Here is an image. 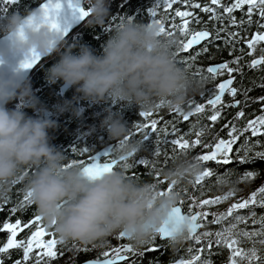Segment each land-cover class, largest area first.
Instances as JSON below:
<instances>
[{"label": "clouds", "instance_id": "9594fccd", "mask_svg": "<svg viewBox=\"0 0 264 264\" xmlns=\"http://www.w3.org/2000/svg\"><path fill=\"white\" fill-rule=\"evenodd\" d=\"M110 0H71V6L87 12L90 27L106 26ZM0 198H6L25 169V191L38 214L65 242L106 243L123 234L135 248L150 243L170 214L178 207L181 194L176 186L195 178L201 171L194 157L178 155L162 175L172 184L161 192L158 183L140 181L127 174L126 164L142 145L128 139L129 125L119 112L105 108L101 126L115 141L113 159L119 163L95 177L79 162L68 163L66 154L52 144L49 129L57 121L47 116L34 94L24 63L34 55L59 59L46 70L49 83L63 81L75 87L76 95L58 105V112L71 110L82 117L84 109L74 101L91 104L124 102L139 110L183 106L200 92L203 82L195 79L177 60V39L161 31L158 23L124 19L114 26L97 55L86 44L69 43L45 21L40 8L8 11L0 18ZM79 48L74 52V48ZM63 49V50H62ZM17 101L14 108L8 104ZM37 115L30 116L24 109ZM99 115V114H97ZM172 248L190 238L187 219L168 225Z\"/></svg>", "mask_w": 264, "mask_h": 264}, {"label": "trees", "instance_id": "16d2710c", "mask_svg": "<svg viewBox=\"0 0 264 264\" xmlns=\"http://www.w3.org/2000/svg\"><path fill=\"white\" fill-rule=\"evenodd\" d=\"M43 0H16L15 4L3 5L0 4V18L8 11L19 10L23 12L25 9H32L36 7ZM234 0H221V3L218 5H212L211 0H191V3H200L202 7L205 5L215 8L216 12L223 15V21L219 20H210L209 17L212 13L202 12L200 9H194L190 6L184 5L182 3H177L173 6L172 9L166 10L162 6H156L155 0H110V19L106 20V26H96L90 27L87 23H83L78 29L74 30L67 38L69 43H78L89 45L94 51L95 54L99 55L102 53V45L107 40L108 34L111 29L119 24L122 20L132 17L133 19L139 22L149 23L151 20V13L149 9L155 8L156 18L164 21V25L167 31L174 32L173 37L177 39L178 46L180 41L186 42L189 37H186L181 34L178 28H173L171 25H180L182 23L181 18L176 17L173 20L175 15V10L180 9L181 11H192L196 16L200 18V22L197 23L195 20L189 24L190 32H195L201 29H208L209 31L214 30V28L227 27L228 31L238 32L239 36L236 38L237 42L235 43V49L233 50L229 46H226L222 40H216L214 43L208 44L207 41L202 42L200 45L194 46L187 53H178V47L175 49V54L177 60L179 61L183 56H189L199 51L201 48L207 45L208 52L202 54L197 62L196 67L206 69L210 64L231 61L236 57H242L240 60V65L243 66L242 74L233 73L232 75L236 76L234 85L238 88L239 94L236 96V99L242 101V104L236 108L225 109L222 112V118L218 120L215 125L207 120V116L212 114L210 108H206L203 114H193L190 116L188 122L182 120L181 114L172 113L171 109L166 106H161L157 108V105L160 102H157V105L149 110H139V107L135 104L129 105L124 102H119L113 104L111 101L106 103L102 102L99 104H91L86 100L74 101V104L81 106L84 111L82 117H76L72 114L71 110L64 111L63 113L58 112L57 108L59 104H62L65 99L71 100L74 95H76L75 87L69 88L67 91L63 92L61 86L63 81H57L56 83H49L46 79V70L56 63L59 59L58 54H52L48 59L43 60L39 65L34 69L30 79L31 87L34 94L39 98L41 104L45 107L46 115L50 118L57 121V127L54 129H49V135L52 137L50 141L52 144L60 148L68 157L67 162L70 163L72 160H80L82 158H87L91 153L105 145L113 143L115 146V141L110 140L108 133L105 128L101 126V120L103 116L106 115L104 111L105 108H111L113 112H119L123 119L128 123L129 130L134 131L133 125H142L144 123L150 122L152 119L158 121V133H154L152 138H149V141H146V148L141 149L137 154L143 156L144 158L151 159L155 161L154 168L152 165L145 166H136L135 169H127V174L131 176V173L135 170L137 175L134 179L140 181H150L157 183L155 179V173L159 172V177L164 183H160L159 186L161 190H166L168 187L167 179L162 175L163 170L169 167L173 160L181 155L177 152L171 150V146L162 145V148L165 150L161 152V155L158 157L151 156V149L155 146L156 140L159 138L163 140L166 133H172L173 125L176 126L178 131L174 135H168V139H173L180 136L184 132H189L192 125H195L194 130H199L202 126H208L209 131H206L202 137L203 143L205 144H214L215 137L219 136L221 138L227 139L228 128H223V125L229 123L230 121L236 125L238 128H243L246 126L247 121L254 119L256 116L262 114V106H264V101L259 100V97H264V87L261 85L264 84V64L256 67L249 68L248 65L253 59L259 57H264V41L257 42L254 49H250L247 41L252 40L255 34H264V27H259L256 23L260 20L261 23H264V19H261L257 11H254L252 14L253 23L248 25L246 23L248 17L246 15L247 5L242 9H234L233 15L236 17L238 23L232 25L229 22L226 13H223V7L230 6ZM6 9V11H5ZM116 20H113L116 18ZM123 17V19H121ZM192 19V18H187ZM243 19L245 24L240 25L239 21ZM2 35V34H0ZM223 36L224 33H221ZM63 50V49H62ZM74 52H78L79 48H74ZM231 51V55L229 54ZM184 68L186 66L180 63ZM235 67V65H230ZM196 67L186 68L189 73L192 75L195 72ZM193 76V75H192ZM203 77H195V79L203 82V87L197 94L191 96L192 98L203 99L200 94L208 88H212L214 85L219 84L220 80L224 77H227L228 74L225 72L224 75H217L215 80L212 79L211 75L206 71L202 73ZM244 89H251L247 93V103H244L246 97L244 95ZM188 99V100H189ZM187 100V101H188ZM225 102H231L232 98L227 94L224 96ZM186 101V102H187ZM17 101H12L8 104L9 108H14ZM184 106V113L186 114L190 109L187 107L186 103ZM243 110L245 115L239 119L234 120L236 113ZM24 111L30 115L35 116L37 113L31 108H25ZM151 112L152 116L144 118L139 115L140 112ZM99 114V115H97ZM231 127V124L229 125ZM223 128V130H222ZM147 131V130H145ZM246 137H250V132L245 133ZM189 141L195 139L194 135H187L185 137ZM141 139V134L137 133L132 140L139 141ZM259 139L262 144H264V136L253 138V142ZM243 138H241V141ZM73 147L77 148V152H72ZM89 148L88 152L81 154L83 148ZM211 149H202L201 147H196L193 150L187 152L186 155L191 157H196L198 154H201L202 151H210ZM264 150V147L261 145H256L254 151ZM185 155V154H184ZM171 157V158H169ZM133 158H130L127 162H132ZM124 163V162H120ZM233 170L231 176L226 177L227 183L220 185L217 182V179L214 177L210 181L205 182L201 187L197 188L193 184L194 178H191L188 182H182L180 185L176 186V190L181 194V200L179 203L183 202L181 205L186 211H205V208L209 210V213H216L219 210L225 212L227 208L239 200L241 197H247L250 192L255 190L261 184H264V161H257L255 164H247L243 167L237 165L229 166ZM254 169L257 172L255 179L251 181H243L240 176L244 171ZM201 170H203L201 168ZM34 169H25V173L22 174V178L18 180L10 194L7 196V202L3 198H0V228H2L3 222L15 223L17 218L22 220V223L28 222L34 214L39 215L36 206L32 203L31 205H22L23 196L26 194L25 191V180L23 175H30ZM226 171L225 168H220L219 173L221 175ZM230 189H237L236 195L230 198L227 201H223L219 204L208 205L203 208L191 207L192 199L190 197L199 199H214L217 196H222L226 194ZM15 208L16 212L12 213L10 210ZM199 209V210H198ZM256 213L258 216L264 215V209L257 208ZM208 221H211L213 217L209 215L207 217ZM42 222H46L42 219ZM251 220H249V229L251 230ZM206 229L202 228L199 231H204ZM207 230L216 231L217 226L213 224H208ZM10 233L7 230L0 232V246L7 241ZM55 236L58 240L60 238L55 233ZM30 237L28 231H19L16 239L18 240H27ZM117 235H113L108 238L106 243L88 244L84 245L78 241H61L58 245V249L63 251V256L56 259L53 263L63 264L62 261H66L65 264H80L84 260L90 257H100V254L103 251L109 249L112 244L117 243ZM115 240V241H114ZM156 244L160 245L158 250L145 252L142 258H138L137 264H172L176 257L190 259L191 257L187 254L186 250L190 247L193 248V255L195 249L200 247L193 243L189 238L182 245L172 248L168 241L164 239H157ZM167 244L165 247L164 245ZM248 245V244H245ZM244 245V246H245ZM257 247H260L257 244ZM141 249V247H140ZM87 250V251H85ZM214 251H218L214 249ZM5 259V264H15V261L20 259L22 260V250H10ZM229 251L222 250L221 254L215 255L212 257L214 264H220L223 261L228 260ZM25 264H33V260L25 262Z\"/></svg>", "mask_w": 264, "mask_h": 264}, {"label": "snow or ice", "instance_id": "6c2138e0", "mask_svg": "<svg viewBox=\"0 0 264 264\" xmlns=\"http://www.w3.org/2000/svg\"><path fill=\"white\" fill-rule=\"evenodd\" d=\"M71 6V0H68ZM16 0H0V4L8 5L15 4ZM177 3H182L184 5L190 6L194 9H200L205 13H212L210 15V20L223 21V15L216 12L215 8L205 5L201 6L200 3H191V0H155L156 6H162L166 10L172 9ZM221 0H211L212 5H218ZM247 5L246 15L248 17L246 23L251 25L253 23L252 14L254 11L258 12L261 19H264V0H234L230 6L223 7V13L227 14L230 24L236 25L238 23L236 17L233 15L234 9H242ZM62 7L61 0H46L44 3H40L39 8L45 12V21L48 25L59 31L60 25L58 22L59 10ZM76 9V8H75ZM80 12L81 16H86L87 12L82 8L76 9ZM6 11V9H5ZM151 17H156L157 13L155 8L149 9ZM179 17L182 23L180 25H171L173 28H178L182 35L189 37L186 42L180 41L178 46V53H187L194 45L200 44L201 41H207L208 44L214 43L216 40H222L226 46H229L233 50L235 49V43L237 42L238 32L228 31V28L220 27L214 28V30L209 31L207 29L190 32L189 24L193 20L199 23L200 18L196 16L192 11H181L180 9L175 10V15L173 20ZM192 19H187V18ZM114 18L113 20H116ZM123 19V17H121ZM132 19V17H128ZM152 22L161 25V31L169 36H173L174 32L167 31L164 25V21L161 19H153ZM259 27H264V23L260 20L256 22ZM240 25L245 24V21L241 19L239 21ZM221 33H224L222 36ZM264 41V34H255L252 40L247 41L250 49H254L257 42ZM264 51V49H262ZM208 52V47L201 48L199 51L195 52L189 56H183L178 62L186 66V68L196 67V62L198 58ZM232 54L231 51L229 53ZM38 55L24 63L23 67L25 69L31 68L38 60ZM242 57H236L231 61H224L218 65L208 66L206 69L196 67L195 72L192 73L193 77H201L203 72H207L211 75L212 79L215 80L217 75H224L225 72L228 74L229 78L223 80L219 84L214 85L212 88L206 89L200 94L203 99L192 98L186 102L187 107L190 109L186 114L184 113V106H178L172 108L171 111L174 114H181L182 120L188 122L190 116L193 114H203L206 108H210L212 114L207 116V120L211 125L222 118V112L225 109L236 108L242 104V101L236 99L239 94L237 87H234V81L236 77L233 73L242 74L243 66L240 65V60ZM264 64V57L260 59H253L248 65L249 68H256ZM230 65H235L232 67ZM264 87V84L261 85ZM251 89H244V95L247 103V93ZM228 95L232 98L231 102H225L224 96ZM264 101V97L258 98ZM164 103L160 102L157 108L163 106ZM264 110V106H262ZM140 116L148 118L153 115L151 112H140ZM245 115L244 111H238L234 120H239ZM231 124V127L229 125ZM158 121L152 119L148 123L142 125H133L134 131L130 132L128 139H133L137 133L141 134V139L139 140L142 145L141 149L146 148V141L153 136L154 133H158L160 129L157 127ZM223 128H228L227 139L221 138L219 136L215 137L214 144L203 143L202 137L206 131H209L208 126H202L199 130H194L195 125H192L189 132H184L180 136L168 139V135H174L178 129L173 125L172 133H167L165 129V137L163 140L159 138L156 140L155 146L151 149V156L158 157L161 152L165 149L162 145L171 146V150L179 154H187L188 151L195 149L196 147H201L202 149H211L210 151H202L194 159L203 169L194 178L193 184L199 188L205 182L210 181L212 178H216L220 185L227 183L226 177L233 174V170L229 167L230 165H237L243 167L247 164H255L258 160L264 161V150L254 151L256 145L262 144L261 140L256 139L253 142V138L264 136V115L256 116L254 119L248 120L246 126L243 128L236 127L231 121L223 125ZM222 128V130H223ZM147 130V131H145ZM250 132V137H246L245 133ZM187 135H194L195 139L189 141L185 137ZM243 138V141H241ZM115 146L110 145L108 149L101 156L96 153L94 156L88 157V162L84 159L72 160V162H79L84 166L85 172L92 177L102 174L105 171L111 170L113 167L117 166L120 162L115 159H109L105 162H101V157H109V154L113 151ZM89 148H83L81 154L88 152ZM72 152H77V148L73 147ZM132 162H127L126 164L129 169H135L136 166L152 165L154 168L155 161L151 159L144 158L137 153L132 156ZM171 158V157H169ZM220 168H225L226 171L223 175L219 173ZM137 171L131 173V177L135 178ZM257 172L254 169L246 170L241 174L240 178L243 181H251L255 179ZM155 179L158 184L164 183L159 177V172L155 173ZM173 185L168 183L166 190H161L159 194H163L164 191H171ZM237 189H230L226 194L222 196H217L214 199H192L191 207L203 208L208 205L219 204L223 201H227L236 195ZM7 202V197L3 198ZM33 202L31 200V194L27 193L23 196L21 202L22 205H31ZM183 202H181L182 204ZM264 209V184H261L255 190L249 193L245 197H241L235 203H232L225 212L222 213H209L207 211H195L189 214L182 213V207L178 206L170 214L169 220L166 221L165 225L159 230V234L153 238V240L145 244L143 249L135 248L130 243H118L117 246L110 247L109 250L103 251L100 254L101 258L90 259L84 262V264H118V262H125V264H137L138 258H142L145 252L158 250L160 245L156 244L157 239H164L167 241L170 235L168 225L171 223L178 222L179 220L187 219L189 221L190 228V239L194 244L200 247L195 249L196 254L193 253V248L186 250L187 254L191 257L190 259L176 257L174 264H214L212 259L213 256L221 254L222 250L229 251V257L227 264H264V255L261 254V249H264V215L258 216L256 209ZM12 213L16 212L13 208L10 210ZM211 215L213 219L208 221L207 217ZM42 217L40 215L34 214V217L26 223H22L20 218H17L15 223L3 222L0 232L7 230L10 235L7 241L0 246V264H5V259L10 250H22V260L18 259L15 264H25L29 260H33V264H53V262L59 257L63 256V251L58 249V245L61 243V239L58 240L54 232H48L43 226L37 227L36 231L31 233V236L25 240L16 239L18 231H22L24 228H28L33 224L42 222ZM249 220H251V230L249 229ZM213 224L217 226L216 231L207 230L208 224ZM206 229L204 231H199L200 229ZM49 236L51 238L45 240L44 237ZM119 237L123 238V234H119ZM245 244H250V247L245 248ZM260 245V248L257 247ZM150 245V246H149ZM165 247L167 244L164 245ZM217 249L218 251H214ZM87 251V250H85Z\"/></svg>", "mask_w": 264, "mask_h": 264}, {"label": "water", "instance_id": "95a60500", "mask_svg": "<svg viewBox=\"0 0 264 264\" xmlns=\"http://www.w3.org/2000/svg\"><path fill=\"white\" fill-rule=\"evenodd\" d=\"M46 2V0H43L41 1L40 3H44ZM40 3L34 7V8H39V5ZM61 3H62V7L61 9L59 10V15H58V22H59V25H60V30L59 32L64 36V38L66 39L74 30L78 29L83 23L86 22V19H85V16H81L80 12L77 11L75 8H73L72 6H70L68 0H61ZM153 19H158L156 17H151V20L150 22H152ZM149 22V23H150ZM201 30H204V29H201ZM208 30V29H207ZM200 31V30H198ZM204 42V41H201L200 44ZM198 44V45H200ZM194 46H197V45H194ZM193 46V47H194ZM51 56V55H50ZM50 56L48 57H40L39 60L29 69H25L24 70V74L27 78H30L34 69L36 68L37 65H39L43 60H46L48 59ZM261 57L257 58V59H260ZM224 62V61H223ZM222 62H217V63H212L210 64L209 66L211 65H218ZM235 76V75H233ZM236 77V76H235ZM229 78V76L227 77H224L223 79L220 80V82H222L223 80H227ZM219 82V83H220ZM235 82V81H234ZM234 87H236L234 84H233ZM63 92L67 91L69 88L67 86H65L64 84H62L61 86ZM110 145H113V143L111 144H108V145H105L103 146L98 152L96 153H99L101 156L103 155V153L108 149V147ZM95 153V154H96ZM112 153V152H111ZM110 153V154H111ZM94 154V155H95ZM178 206H181V204H179ZM182 213L183 214H189L188 212H185L183 211V207H182ZM90 259H96V258H89V259H86L84 260L83 262H81L80 264H84L85 261L87 260H90ZM224 264V263H223Z\"/></svg>", "mask_w": 264, "mask_h": 264}, {"label": "flooded vegetation", "instance_id": "af4514ba", "mask_svg": "<svg viewBox=\"0 0 264 264\" xmlns=\"http://www.w3.org/2000/svg\"><path fill=\"white\" fill-rule=\"evenodd\" d=\"M101 148H102V147H101ZM101 148H99V149L93 151V152L91 153L90 156H94V154H95L96 152H98ZM82 159H84L86 162H88V157H87V158H82ZM109 159H113V151H112L111 154H109V157H101V162H105L106 160H109ZM179 204H180V203H179ZM182 207H183V206H182ZM183 211L190 213V211H186V210L184 209V207H183ZM191 212L194 213V211H191ZM33 217H34V216H33ZM33 217H32V218H33ZM39 226H43L48 232H54V233H55L54 229L51 228V227L48 225L47 222H38L37 224H33V225H31L30 227H28V228H24L23 230H24V231H25V230L28 231V232L30 233V236H31V233L34 232V231H36L37 227H39ZM23 230H22V231H23ZM117 238H118V239H117V240H118L117 243H115V244L113 243L111 247L117 246L118 243H129L128 240H127V238H125V237L121 238V237H119V235H118ZM114 241H115V240H114ZM149 246H150V245H149ZM143 247H144V246H143ZM143 247H141V249H143ZM244 247H245V248H248V247H250V244L245 245ZM139 248H140V247H139ZM258 248H260V247H258ZM107 250H109V249H107ZM261 254L264 255V249H261ZM90 258H101V257H90ZM87 259H89V258H87ZM65 262H66V261H62L61 263L65 264ZM227 262H228V260L223 261V262L220 263V264H223V263H224V264H227ZM118 264H125V262H118Z\"/></svg>", "mask_w": 264, "mask_h": 264}, {"label": "rangeland", "instance_id": "374dc122", "mask_svg": "<svg viewBox=\"0 0 264 264\" xmlns=\"http://www.w3.org/2000/svg\"><path fill=\"white\" fill-rule=\"evenodd\" d=\"M260 115H264V112H263L262 114H260ZM258 116H259V115H258ZM199 209H200V208H199ZM199 209H198V210H199ZM190 211H192L191 208H190ZM205 211L209 212V210L206 209V208H205ZM216 213H222V210H219V211H217ZM18 232H19V231H18ZM49 238H51V237H49V236H45V237H44L45 240H47V239H49ZM27 239H28V238H27ZM53 264H55V263H53ZM172 264H174V262H173Z\"/></svg>", "mask_w": 264, "mask_h": 264}]
</instances>
